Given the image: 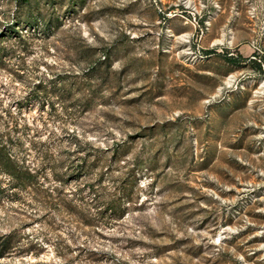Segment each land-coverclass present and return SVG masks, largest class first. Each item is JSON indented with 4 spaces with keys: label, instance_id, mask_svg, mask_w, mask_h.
Here are the masks:
<instances>
[{
    "label": "rangeland",
    "instance_id": "obj_1",
    "mask_svg": "<svg viewBox=\"0 0 264 264\" xmlns=\"http://www.w3.org/2000/svg\"><path fill=\"white\" fill-rule=\"evenodd\" d=\"M1 264H264V0H0Z\"/></svg>",
    "mask_w": 264,
    "mask_h": 264
},
{
    "label": "trees",
    "instance_id": "obj_2",
    "mask_svg": "<svg viewBox=\"0 0 264 264\" xmlns=\"http://www.w3.org/2000/svg\"><path fill=\"white\" fill-rule=\"evenodd\" d=\"M0 138H2L1 135ZM2 174L15 181V184H8L9 189L19 187V185L22 184V187H24L29 182L31 176L30 171L24 169L23 165L6 152L4 145L0 141V175ZM2 190L0 181V192H2ZM13 240L14 237L11 233L0 235V259L10 253L13 248Z\"/></svg>",
    "mask_w": 264,
    "mask_h": 264
}]
</instances>
